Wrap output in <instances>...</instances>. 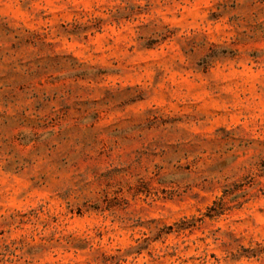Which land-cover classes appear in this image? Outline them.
I'll use <instances>...</instances> for the list:
<instances>
[{"label":"rangeland","instance_id":"374dc122","mask_svg":"<svg viewBox=\"0 0 264 264\" xmlns=\"http://www.w3.org/2000/svg\"><path fill=\"white\" fill-rule=\"evenodd\" d=\"M0 264H264V0H0Z\"/></svg>","mask_w":264,"mask_h":264}]
</instances>
